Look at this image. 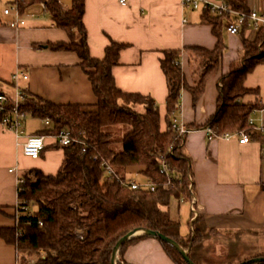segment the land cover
I'll return each instance as SVG.
<instances>
[{
	"label": "trees",
	"instance_id": "obj_1",
	"mask_svg": "<svg viewBox=\"0 0 264 264\" xmlns=\"http://www.w3.org/2000/svg\"><path fill=\"white\" fill-rule=\"evenodd\" d=\"M39 1L45 3L53 24L65 29L69 37L68 40L49 42L48 48L78 54L97 101L89 104L56 103L30 92L22 103L21 108L35 117L52 120L51 126L38 130L37 134L54 136L65 128L74 137L84 139L85 143L74 141L63 145L56 139L55 146L64 150L59 171L46 174L41 168L32 167L20 176L19 199L35 205L34 215H28L23 209L18 211L16 227L2 228V237L17 244L21 260L25 262L36 256L40 249H45L48 253L41 264H112L117 241L133 228L147 227L175 239L189 251L190 258L197 264L210 263L204 241L209 231H224L207 227L202 216L195 217L191 211V219L195 218L189 224V232L184 233L182 221L171 214L170 208L175 201L182 197L190 200L195 194L191 159L184 148L186 134L172 127V117L179 109L183 89L191 92L193 103L197 105L208 79L218 73L227 47L222 33L225 18L211 17L203 9L205 21L212 24L218 41L212 49L188 47L191 63L197 60L204 64L195 85L186 78L179 51L163 50L161 66L169 85L168 124L163 130L160 108L152 96L126 92L116 84L113 67L119 63L120 52L128 43L112 39L105 56L95 57L90 51L84 22L86 0H72L69 6H64L59 0H27L30 3ZM228 1L249 11L244 0ZM241 40L243 49L240 57L232 62L230 70L218 77L217 109L205 126L211 125L219 133L244 130L251 135L253 132L254 136H264L256 133L250 123L253 110L262 106L261 89L246 85L248 75L264 62V30L259 31L253 41L245 36ZM251 94L257 99L243 101ZM131 103H142L146 110H137L130 106ZM120 125L129 126V129L122 137V149L116 150V139L109 128ZM163 155L176 173L171 181L161 172ZM102 161L112 165L114 179L107 178L101 167ZM134 170L144 178L154 180L156 189L124 185L122 180ZM191 182L192 188L189 186ZM78 228L87 230L85 238L76 235ZM148 236L139 234L125 241L118 252V264H128L122 257L125 249ZM160 241L177 264H190L175 246L162 239ZM259 256L264 254L246 258ZM236 257L233 260L227 255L225 261L228 264L242 261L238 258L235 261Z\"/></svg>",
	"mask_w": 264,
	"mask_h": 264
},
{
	"label": "crops",
	"instance_id": "obj_2",
	"mask_svg": "<svg viewBox=\"0 0 264 264\" xmlns=\"http://www.w3.org/2000/svg\"><path fill=\"white\" fill-rule=\"evenodd\" d=\"M13 1L0 0V57L14 54L16 65H19L17 69H23L28 76L27 68L32 67L33 74L42 70L45 79L55 78L58 81L44 90L35 88V92L31 91L29 82L25 83L28 79H22L21 84L26 85L31 93L56 103L96 102L97 96L89 75L80 65L78 54L75 51L50 50L47 46L51 41L68 40L67 31L53 24L50 13L43 18L46 9L41 2L28 6L40 7L38 15L29 18L23 25H12V16L5 14L4 9ZM59 1L64 6L72 3V0ZM244 2L249 10L264 11V0ZM185 17L187 21H184ZM84 22L90 51L95 57L105 56L106 47L112 39L128 43L120 52L119 63L113 67L116 84L126 92L152 96L160 108L161 128L166 130L169 85L161 66L163 50L179 51L186 78L191 85H195L201 71L193 67L188 47L212 49L218 41L212 24L205 21V11L186 8L182 0H130L127 5L118 0H86ZM225 31L224 24L223 37ZM243 31L241 37L250 40L258 33L252 27ZM250 31L253 32L251 35ZM10 71L11 68L7 74L0 73V90L13 94L15 82L9 76ZM222 73L225 72L220 67L218 73L208 79L197 105L193 103L191 92L184 89L176 112L178 119L191 128L186 133L184 148L191 159L196 209L207 227L241 233L245 239L246 235H252L264 241V155L261 149L264 136H254L252 132L251 140L241 143L236 137L209 139L205 130V124L217 109V80ZM260 95L262 106L255 108L254 117L257 124L264 125V93ZM250 96L252 98L248 100L257 99L254 94ZM130 106L146 110L142 103H131ZM25 123L23 131L16 133L0 122V264L25 262L21 260L17 244L7 242L1 235L2 228L16 227L17 224L20 176L32 167L41 168L46 174H55L64 160V150L55 146L56 138L51 134H47L46 147L38 159L25 156L20 143L29 135L37 134L38 130L51 126L37 127L30 121L31 128L28 129L27 119ZM254 131L264 135V132ZM128 177L146 179L135 170L130 171ZM178 207L183 216V207L180 204ZM171 214L182 221L181 217L174 216L172 210ZM189 215L190 224L195 217L191 219V211ZM262 254L264 251L239 257L244 259ZM122 257L128 264H177L160 239L154 236L129 245Z\"/></svg>",
	"mask_w": 264,
	"mask_h": 264
},
{
	"label": "built area",
	"instance_id": "obj_3",
	"mask_svg": "<svg viewBox=\"0 0 264 264\" xmlns=\"http://www.w3.org/2000/svg\"><path fill=\"white\" fill-rule=\"evenodd\" d=\"M23 0H15L7 5L4 9V13L12 16V25H23L26 23L25 14H28V6L23 8ZM122 5L129 4L130 0H118ZM182 4L186 8L203 10L206 9L211 17L223 16L225 18V28L228 33L240 34L246 27H252L257 32L264 30V11L258 9H251L249 11L239 9L233 5L228 0H182ZM45 9V3L41 2ZM187 17L184 21H187ZM28 75L25 74L23 69L18 68L12 75L14 85L13 94H9L3 90H0V122L6 125L9 129L15 131L16 133L23 131V127L26 119L32 114L29 111L22 109V103L29 97L30 91L26 86L21 84L22 79H27ZM257 109H254L250 117V123L253 124L254 129L259 132H264V125L257 124L255 122L254 114ZM46 125H52V120L49 118L44 119ZM172 127L176 129L181 134L188 133L191 128L187 127L180 119H178V114L175 113L172 117ZM207 131L208 138L213 139L216 137L232 138L236 137L241 143H247L251 140V134L244 130H236L230 132L219 133L215 131L214 127L208 125L205 127ZM55 138L61 144H70L74 141H79L85 143L82 138L74 137L69 129H61L57 134L54 135ZM22 147V152L25 156L32 159L39 158L42 150L46 144V135L44 134H32L27 137V139L20 143ZM262 153L264 155V142L261 146ZM101 167L104 170L108 179L115 178V171L111 164L106 161H102ZM161 172L168 176L169 181L176 177L175 170L170 168L166 162L163 155ZM21 178L19 179V182ZM124 185L131 186L132 188H144L149 190H155L157 184L154 180L146 178L145 180H138L133 177H127L122 180ZM190 188L193 186V182L189 184ZM180 201L188 203L190 210L194 212L195 217L198 216V211L196 209L197 196L193 194L190 200L185 197L180 198ZM24 210L28 215H34V210L30 207L27 200H19L17 210ZM42 224V222L40 221ZM76 235L80 238H85L87 235L86 229H77ZM54 252V251H53ZM48 251L45 249H40V255L38 257L29 258L26 262L22 264H41L42 259L47 255ZM252 264H264V260L253 262Z\"/></svg>",
	"mask_w": 264,
	"mask_h": 264
},
{
	"label": "rangeland",
	"instance_id": "obj_4",
	"mask_svg": "<svg viewBox=\"0 0 264 264\" xmlns=\"http://www.w3.org/2000/svg\"><path fill=\"white\" fill-rule=\"evenodd\" d=\"M43 2V1H39ZM37 3V2H35ZM34 3L27 2V0L22 1L23 8L26 6L32 5ZM46 7V5H45ZM46 9V8H45ZM40 11V7L35 6L28 8L27 12L28 14H25L26 17V23L29 18L34 17L38 15ZM48 11H46V14H42L43 18L46 17L48 14ZM253 32L250 31L251 35ZM224 41L226 43V50L224 51L223 57H222V62H221V70L224 72H227L231 68V64L233 61L237 60L242 52L243 46H242V40H241V35L238 34H231L228 32H224ZM256 38V36H255ZM252 39L253 40H255ZM50 49V48H49ZM52 50V49H50ZM17 58V57H16ZM16 59L15 55H4L2 58L0 57V73L7 74L9 69L11 68V71L9 73V76L12 78V75L14 72L17 70V67L19 65H16ZM193 67L196 68L197 71H203L204 69V64L203 61H194ZM29 72L28 80L25 81V83H30L31 85V91L35 92V88H39L41 90H44L48 87H52L55 85L58 81L55 78H49L45 79L43 77V71L40 70L37 73L33 74V68H27ZM200 72V73H201ZM246 85L252 88H260L261 93H264V62L259 63L255 69L248 75L246 79ZM26 86V85H25ZM184 90V89H183ZM182 90V92H183ZM187 90V89H186ZM181 92V93H182ZM37 94V93H36ZM39 96H42L40 94H37ZM44 97V96H42ZM45 98V97H44ZM247 100L252 98V96L247 95L245 97ZM47 99V98H46ZM50 100V99H49ZM53 101V100H52ZM56 102V101H54ZM36 123L37 127H43L46 125L45 120L39 117H33L29 116L27 118V126L28 129H30V123ZM26 124V123H25ZM47 126V125H46ZM113 133H114V139L115 141V148L116 150H121L122 149V137L126 133V131L129 129V126L125 125H120V126H113L109 128ZM24 173V172H23ZM22 173V174H23ZM32 177H35L34 174H32ZM141 180V177L139 178ZM176 203L175 206H173ZM183 207V213L186 215L185 217L182 216V212H179V207ZM30 207L34 210L35 205L33 203L29 202ZM37 207V206H36ZM181 207V209H182ZM176 217H181L182 218V229L184 232H189L190 230V225L188 222V219L190 217V206L188 203L182 202V201H175L171 208H170ZM181 214V215H180ZM179 220V219H178ZM245 238L242 237L241 233H227V232H216V231H209L208 232V237L204 241V248L206 249V257L210 261V263L205 262V264H228L227 261H225V256H229V258L234 260V256H238L235 258V261H237V258H241L242 261L246 260L243 259L242 257L239 256H244L252 253H259L264 251V241L261 239H257L256 237L252 235H246ZM40 255L39 253L36 255L38 257ZM35 257V255H33ZM30 257V258H33ZM245 258V257H244ZM238 263V262H237Z\"/></svg>",
	"mask_w": 264,
	"mask_h": 264
},
{
	"label": "water",
	"instance_id": "obj_5",
	"mask_svg": "<svg viewBox=\"0 0 264 264\" xmlns=\"http://www.w3.org/2000/svg\"><path fill=\"white\" fill-rule=\"evenodd\" d=\"M139 234H145L149 236H154L157 238H160L171 245L175 246L184 256V258L190 263V264H197L194 262L190 256H189V251L185 248H183L175 239L172 237L164 234L160 230H153L147 227H136L130 230L128 233H126L124 236H122L117 243L115 244V247L113 249V254H112V264H118V252L121 246L125 241H127L129 238L139 235ZM264 260V256H259V257H253L247 260H243L241 262H238L236 264H252L253 262Z\"/></svg>",
	"mask_w": 264,
	"mask_h": 264
}]
</instances>
